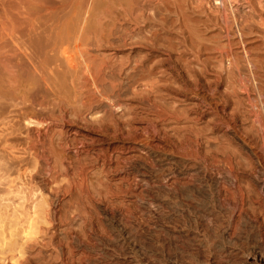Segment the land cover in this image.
Returning <instances> with one entry per match:
<instances>
[{"label": "rangeland", "instance_id": "1", "mask_svg": "<svg viewBox=\"0 0 264 264\" xmlns=\"http://www.w3.org/2000/svg\"><path fill=\"white\" fill-rule=\"evenodd\" d=\"M262 1L0 0V45L11 49L14 40L44 52L63 39L77 63L59 76V99L31 79L23 100L42 104L33 115L0 92V222L13 219V207L17 217L26 214L33 195L47 200L58 191L64 203L54 221L40 215L37 243L22 258L87 264L103 248L94 236H108L115 222L103 210L161 222L152 220L149 199L150 192L162 197L168 170L157 166L147 144L177 162L187 144L205 168L228 167L237 180L242 241L264 248V189L252 180L258 163L248 155H264ZM64 107L69 135L58 121ZM87 135L104 139V162L95 161V151L77 149ZM42 148L49 164L43 173ZM54 156L70 160L69 176ZM141 227L145 241L150 233ZM18 240L17 229L5 228L0 264L22 261Z\"/></svg>", "mask_w": 264, "mask_h": 264}, {"label": "bare ground", "instance_id": "2", "mask_svg": "<svg viewBox=\"0 0 264 264\" xmlns=\"http://www.w3.org/2000/svg\"><path fill=\"white\" fill-rule=\"evenodd\" d=\"M260 5L264 8V0ZM248 23V18L245 17L242 26L245 27ZM11 45V49L0 45V92L4 97L19 99L23 102L22 111L33 115L42 104L34 99L23 100L31 79L37 77L42 80L47 97L59 99L58 88H63L59 86L62 84L59 76L61 78L65 73L73 71L77 63L70 58V45L63 39L55 41L44 52L31 44L14 40ZM104 108L105 105L100 104L97 109ZM58 112L60 128L64 134L69 135L72 129L66 118L70 117V113L66 107L59 108ZM31 118L28 116L27 119ZM217 124H220L218 120ZM74 133L79 134L77 131ZM87 139L85 141L84 137L83 141H79L77 149L86 153L95 151V159H99L95 161L104 162V139L96 135H87ZM144 147L147 153L155 157L158 167L168 170L165 184L161 185L164 191L162 197L150 192L149 199L152 220L161 222H134L120 211L103 210L104 218L114 219L115 222H109L108 236H94L96 245H102L103 248L96 254L91 252L93 256L87 264H264V248L261 244L256 240L245 243L242 241L244 231L240 225L244 222H239L241 213L235 202L237 180L228 167L222 165L205 168L199 155L191 156L190 146L187 144L184 148L185 157L181 162L160 155L153 150L151 144ZM248 155L258 163L252 180L258 188L264 189V181L260 177L262 173L264 175V155L254 151L248 152ZM38 157L43 173L49 168L48 157L43 148ZM54 164L65 176L70 175L69 159L54 156ZM157 188L159 190L160 186ZM34 197L29 198L31 201L27 205L29 211L26 214L21 213L17 217L13 207L9 211V216L13 219L0 222V236L5 228L17 229L19 240L16 249L18 247L19 259L26 254V249L37 243L35 232L39 229L40 215L44 214L49 217V221H54L57 208L64 205L58 198V191L47 200L43 197L33 200ZM230 203L234 205L231 208ZM226 208L233 211L227 220L223 214ZM162 210L165 211L164 214ZM69 215L70 213L68 218ZM144 224L150 233L145 241L141 236V226L144 227ZM19 264H30V261L22 258Z\"/></svg>", "mask_w": 264, "mask_h": 264}]
</instances>
